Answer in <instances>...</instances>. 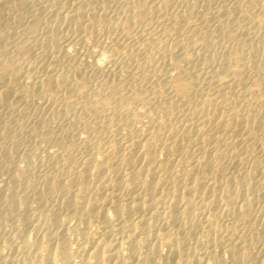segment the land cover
<instances>
[{
  "label": "bare ground",
  "instance_id": "1",
  "mask_svg": "<svg viewBox=\"0 0 264 264\" xmlns=\"http://www.w3.org/2000/svg\"><path fill=\"white\" fill-rule=\"evenodd\" d=\"M0 264H264V0H0Z\"/></svg>",
  "mask_w": 264,
  "mask_h": 264
},
{
  "label": "rangeland",
  "instance_id": "2",
  "mask_svg": "<svg viewBox=\"0 0 264 264\" xmlns=\"http://www.w3.org/2000/svg\"><path fill=\"white\" fill-rule=\"evenodd\" d=\"M24 228V227H23ZM172 255V256H171ZM175 256H173V254H170L169 256H167V259L169 260V261H173L175 258H174ZM173 258V259H172Z\"/></svg>",
  "mask_w": 264,
  "mask_h": 264
}]
</instances>
